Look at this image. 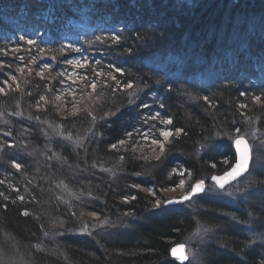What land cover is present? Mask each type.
Instances as JSON below:
<instances>
[{"label": "trees", "instance_id": "1", "mask_svg": "<svg viewBox=\"0 0 264 264\" xmlns=\"http://www.w3.org/2000/svg\"><path fill=\"white\" fill-rule=\"evenodd\" d=\"M180 1L191 6L177 10ZM241 2L130 0L113 9L110 0H54L51 23L36 28L19 8L37 0H0V264H178L172 244L196 231L207 236L200 264H264V164L238 180L240 198L208 191L210 177L235 162L236 131L254 129L264 142V0ZM157 14L164 23L151 20ZM209 36L230 64L206 50ZM258 41L245 61L228 52ZM47 52L58 63L39 61ZM248 55L262 67L252 70ZM76 60L87 80L76 74L63 88ZM94 82L95 103L76 115L53 109L56 93ZM144 135L163 148L142 155ZM181 180L186 192L199 180L207 187L164 204L162 191ZM121 218L114 235L85 229Z\"/></svg>", "mask_w": 264, "mask_h": 264}, {"label": "rangeland", "instance_id": "2", "mask_svg": "<svg viewBox=\"0 0 264 264\" xmlns=\"http://www.w3.org/2000/svg\"><path fill=\"white\" fill-rule=\"evenodd\" d=\"M30 45V44H27ZM46 55H42L39 58V61L42 62V58L43 61H47V62H52V63H58V60L56 59V57L51 56L48 52L45 53ZM101 62L100 59H98L96 57L95 59V63L96 62ZM103 61V60H102ZM104 62V61H103ZM81 62L79 60L74 61V64L71 68V70H69V74H65L64 78L65 81L62 82L61 86L67 87L69 86V83H67L69 80H71L72 82H75V75L76 74H80L82 75L80 78L81 80L79 81L80 83L84 80H87V78L84 79V74L82 72V67H81ZM99 77V76H98ZM79 78V79H80ZM92 79H95L93 77H90ZM98 83H101V80H96ZM78 82V83H79ZM94 84L96 85L95 89H93L91 87L90 89H82L80 85H75V88H80L81 91L78 94L77 91L74 92L72 90L68 91L69 89H66L65 91L59 92L55 94V98L53 100V109L58 111L59 114H61V116H69V115H76L77 113H79L81 110L77 109L78 106L84 108L85 106H88L91 103H95L92 94L94 93V91H96V89L98 90V84L96 82H94ZM102 86H105L107 83L102 82L101 83ZM71 87V86H69ZM62 88V89H63ZM57 97H60V99H57ZM152 97V96H151ZM151 97L148 99L149 104H152L153 99H151ZM155 111V110H154ZM250 135H247L246 133H241L240 135L245 136L248 139L249 142V146H251V151L253 153V163L251 165V171L249 172L250 175H252L254 173V168L258 167V166H262L264 164V149H263V144L264 142L260 141V136L257 135L256 130L251 129ZM251 135L253 136L251 138ZM250 136V137H249ZM164 137V136H163ZM168 137H164V139H166ZM138 140V139H137ZM158 141V143H152V141ZM254 140V141H253ZM160 140L156 139L155 137H149L148 135H144L143 137H141V140H138V145H139V151H141L142 155H152L155 154L156 152H158L159 148H163L164 146V142H159ZM162 145V147H161ZM157 149L154 150V149ZM102 170H105L104 167H102ZM107 171H110V169H107ZM248 173V174H249ZM247 174V175H248ZM239 186V182L233 183L231 186L226 187L224 190H222L223 192L226 193L227 197H231L232 199L234 197L236 198H240V193L241 191L237 190ZM213 184L210 185V187L208 188V191L210 192H214V189H216ZM163 196L165 198L164 200V204L166 201H171L173 199H178V197L183 196L184 194L188 193L185 191V187L184 184L183 186H177L174 188H169L166 191H162ZM249 194H251L249 192ZM248 194V195H249ZM247 195V196H248ZM234 196V197H233ZM245 196H243L242 198H244ZM255 197V196H254ZM254 197L253 195L248 196L247 200H253L254 201ZM197 197H193L189 200H195ZM241 198V199H242ZM188 202V201H186ZM195 202V201H194ZM184 203V202H182ZM156 206H158L156 204ZM127 219L126 218H121L119 221L116 222L115 226L111 225V224H97L95 222L89 224L88 226H86V230L98 239L99 237H103L104 235L107 234H112L114 235L115 232H120L123 231L124 226L121 227V225L125 224L123 222H125ZM206 235L205 233L196 231L193 232L191 234V237L189 238V242L188 243H184L185 246L187 247V251H186V255L188 257V260L186 262V264H200V260H201V248H202V244L206 239ZM9 264H16L14 260H8ZM17 264H26L22 259L19 260V262Z\"/></svg>", "mask_w": 264, "mask_h": 264}, {"label": "bare ground", "instance_id": "3", "mask_svg": "<svg viewBox=\"0 0 264 264\" xmlns=\"http://www.w3.org/2000/svg\"><path fill=\"white\" fill-rule=\"evenodd\" d=\"M53 1L54 0H37L38 6L31 7V8L29 7L28 8L26 5H23L19 9L20 10L23 9V10H26V11L29 10V13L31 15H33L34 17H36V21L35 22H37V23H35L34 25L36 26V28H39L40 25H41V23H42L41 20H49V23H51L52 14H50V13H51V9L53 7ZM110 1H111L112 5L114 6L113 9H116L117 8L116 5L126 6L129 3L130 0H110ZM175 1L177 2V0H175ZM237 1L238 2H241V1L244 2V0H237ZM70 3H74V2L71 1ZM1 6H3V5H1ZM181 6L190 7L191 6V3L187 2V1L186 2L185 1H180V2L177 3V6L175 7V9L178 10V8H181ZM101 10H105V9H102L101 8L99 10V12H101ZM130 11H132L136 16L143 15L144 12H145L142 9V7H140L138 5H135V4H131ZM263 11H264V9H263ZM122 13L127 14L129 12L125 13L124 11H122ZM160 15L161 14H159V15L157 14V15L151 16V20H154L155 22H162ZM162 23H164V22H162ZM57 24L58 23L56 21L53 22V25L56 26ZM212 31H213L212 33L217 34L218 33V28H215L214 27V29ZM54 33L56 34V32H54ZM58 36H60V33L58 34ZM233 40L235 42L236 41L238 42V39L237 38H234L233 37ZM204 41H205L204 46L206 47V50H209L208 52L211 53V54H215V53L217 54V56L215 57V60L219 61L221 64L226 65V66L231 63V61L228 60V58H229L228 56L229 55L226 56L227 55V52L224 50V48L221 45H217L216 43H214V41L212 39H210V36L204 38ZM208 42L210 43L209 46H207V43ZM262 45L263 44L261 42H259V41L258 42H252V43H249L247 45H246V43H239L236 47L228 48V52L230 54H236L235 56L239 55V58L242 59L248 52L251 53V51L252 52L255 51V49H258ZM211 54H209V55H211ZM248 56L250 57V55H248ZM250 58L252 59V66H253V68H251L252 70L257 71L259 68L262 67L263 64L260 61H258V59L256 57H250ZM240 61H245V60L242 59ZM220 70L222 71L223 74H226L227 73L226 69L224 67H222V65L220 66ZM216 80L219 81V82H222V76H218L216 78ZM73 89H75V90H72V91H76V88L75 87H73ZM81 108L82 107H80V106L77 107V109H81ZM136 133H138V132H135V134ZM236 134L237 135H235V136H241L240 133H239V131H236ZM140 136H141V134H140ZM252 137L253 136H251V138ZM232 165L231 166H226V170L222 171V173H225L227 171H230L232 169ZM216 174L217 173H215L213 175H216ZM97 244H98V242H95V245H97ZM174 244H176V243H174ZM174 244H172V245H174ZM168 255H169V258H172L173 261H176L177 262V260L171 255V250L169 251V254Z\"/></svg>", "mask_w": 264, "mask_h": 264}, {"label": "snow or ice", "instance_id": "4", "mask_svg": "<svg viewBox=\"0 0 264 264\" xmlns=\"http://www.w3.org/2000/svg\"><path fill=\"white\" fill-rule=\"evenodd\" d=\"M21 39H24V37H21ZM27 42L29 44L35 43V41H33L31 39L28 40ZM12 79L15 80V77H12ZM113 79H115V77H113ZM4 83L7 84L8 81L5 80ZM90 87L95 89L96 85L94 83H92L90 85ZM128 87H131V85H128ZM3 91H4V89L0 88V92H3ZM57 99H60V97H57ZM257 99H259V97H257ZM41 100H46V98L41 97ZM145 107H147V105H145ZM155 118H156L155 116L152 117V119H155ZM163 123H169L170 124L171 120L163 121ZM171 134L172 133L168 132V131L161 132V135L164 137H168ZM129 135H131V134H129ZM120 143L123 144L124 141H120ZM152 143L155 144V143H158V141L153 140ZM235 144H236L238 152H239V162L235 165V167L230 172L226 173L225 177H213V179L217 181V183L219 184V186L221 188L224 187V185L228 179H234L236 176L247 171L248 163H249V160L251 159V149H250V146L248 145L246 140H244L243 138L237 139L235 141ZM112 147L115 148L116 145H112ZM161 147H162V145H161ZM121 159H123V157H121ZM15 167L17 169H19L20 165L15 164ZM180 175H183V173H180ZM183 184H184V181L181 180L179 186H183ZM203 185H204L203 181H200L199 183L195 184L192 188V194L197 193V192H202L204 190ZM182 199L183 200L190 199V195L182 197ZM159 203H160V201L157 200V205H159ZM165 203H173V201H166ZM172 255L174 257H176L177 259L181 260L182 264H183V261L187 260V258H188L186 255V252H185V246L184 245H178L177 247L173 248L172 249Z\"/></svg>", "mask_w": 264, "mask_h": 264}, {"label": "water", "instance_id": "5", "mask_svg": "<svg viewBox=\"0 0 264 264\" xmlns=\"http://www.w3.org/2000/svg\"><path fill=\"white\" fill-rule=\"evenodd\" d=\"M240 138H243L244 140H246L247 143H248V145H249L248 139H247L245 136L241 135V136H236V137H234V139H233L232 142H231V146L233 147L234 154H235V157H236V158H235V162H234V164L232 165V169H233V168L235 167V165L239 162V152H238L237 146H236V144H235V141H236L237 139H240ZM250 149H251V146H250ZM252 156H253V153H252V151H251V159L249 160L247 171H245V172L241 173L240 175L236 176L234 179H228L227 182L225 183V185H224L223 188H221V187L219 186V184L217 183L216 180L213 179V177H225L226 173L230 172L232 169H231L230 171L225 172V173H222V172H221V174L212 175V176L210 177V181H211V182L216 186V188H218L219 190L224 189V188H226L227 186L231 185L232 183L238 181L240 178H243V176L247 175V173H249V172L251 171V168H252L251 165H252V163H253V157H252ZM200 181H203V182H204L203 187H204V190H205V188H206V181H205V180H199V181H196V182H194V183L191 184L188 193L184 194V195L181 196V197H178V199H173V200H171V201H173V203H170V204H177V203H179V202L189 201V199H187V200H183L182 197H185V196H189V195H190V199H191V198H193V197L200 196V194L204 193L205 191L203 190L202 192H197V193L192 194V188H193V186H194L195 184L199 183ZM178 245H184V246H185V244H184V243H181V242L172 245V246H171V249H170V250H171V255H172V249L175 248V247H177ZM186 251H187V247L185 246V252H186ZM172 256H173V255H172ZM173 257H174V256H173ZM174 258L177 260V262H178L179 264H182L181 260L177 259L176 257H174ZM187 260H188V258H187ZM187 260L183 261V264H185V263L187 262Z\"/></svg>", "mask_w": 264, "mask_h": 264}]
</instances>
